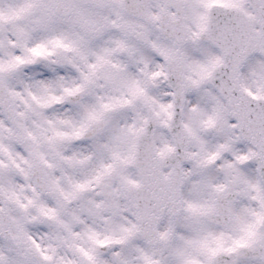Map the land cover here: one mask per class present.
<instances>
[{
  "label": "snow or ice",
  "instance_id": "1",
  "mask_svg": "<svg viewBox=\"0 0 264 264\" xmlns=\"http://www.w3.org/2000/svg\"><path fill=\"white\" fill-rule=\"evenodd\" d=\"M0 264H264V0H0Z\"/></svg>",
  "mask_w": 264,
  "mask_h": 264
}]
</instances>
